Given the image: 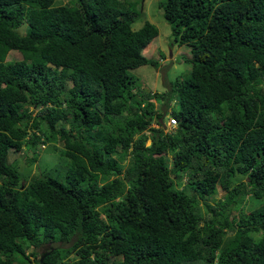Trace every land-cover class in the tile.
<instances>
[{"label": "trees", "instance_id": "16d2710c", "mask_svg": "<svg viewBox=\"0 0 264 264\" xmlns=\"http://www.w3.org/2000/svg\"><path fill=\"white\" fill-rule=\"evenodd\" d=\"M54 1L0 0V264H264V0H158L190 54L161 93L137 0Z\"/></svg>", "mask_w": 264, "mask_h": 264}, {"label": "rangeland", "instance_id": "374dc122", "mask_svg": "<svg viewBox=\"0 0 264 264\" xmlns=\"http://www.w3.org/2000/svg\"><path fill=\"white\" fill-rule=\"evenodd\" d=\"M137 1L139 13L131 24V28L137 29L145 20L149 21L157 28V35L142 51L147 58L152 59L155 63L152 65H141L136 69L131 70V73L140 78L151 92L161 93L169 88L170 82H173L175 79H180L181 76L187 73L189 69V63L187 62V59L190 56L189 50L184 44L178 45L177 41H174V36L171 35L169 25L163 19L161 10L156 6V2L158 0ZM66 2L67 0H55L54 5L60 3L64 4ZM24 26L25 24L22 23L18 27V31L20 33L23 32ZM154 107L156 110L166 109L165 106L160 102H155ZM29 109H31V107H29ZM161 122L163 123L161 124L163 130L165 132L168 131L164 125L166 124V116L161 118ZM90 130L91 129L89 127H86L84 132H88ZM149 142V140H146L145 144L148 145ZM33 149L36 150V161H33L32 164H27L26 161L28 157H32V155H34L32 153ZM59 160L58 153L47 148L46 144L38 146L29 145V147L23 146L19 151L11 150L7 154V162L15 163L17 166L19 165L24 169L29 170L30 174H32L34 170H48L50 167L57 164ZM58 169L60 168L58 167ZM25 171L22 169H20V171L18 170L22 180H24L23 178L26 176ZM222 195L223 191L219 190L214 196V200L212 202H215L216 199H221ZM212 202L207 203L208 205H211ZM69 243L70 242H55L52 244L41 243L36 248L32 249V251H34L33 254L28 253L31 248L25 250V254H27L29 258L28 264H38L37 259L42 252H47L48 247L53 245L58 247H66L69 245ZM73 256L74 255L71 252L68 254V258H72Z\"/></svg>", "mask_w": 264, "mask_h": 264}, {"label": "built area", "instance_id": "2783aa9c", "mask_svg": "<svg viewBox=\"0 0 264 264\" xmlns=\"http://www.w3.org/2000/svg\"><path fill=\"white\" fill-rule=\"evenodd\" d=\"M175 124H176L175 118L169 115L167 120H166V124H164L165 127L168 129V131H166V132L171 131L173 129V127L175 126ZM162 130H163V128H162Z\"/></svg>", "mask_w": 264, "mask_h": 264}, {"label": "clouds", "instance_id": "9594fccd", "mask_svg": "<svg viewBox=\"0 0 264 264\" xmlns=\"http://www.w3.org/2000/svg\"><path fill=\"white\" fill-rule=\"evenodd\" d=\"M24 28H25V26H24ZM168 115H170V114H169V110L167 111V114H165V116H166V120H167V118H168ZM172 117H173V116H172ZM161 124H163V123L161 122ZM161 124H160V127H161ZM176 124H177V123H176ZM176 124H175V126H174L173 128L176 127ZM150 126L157 127L158 125H157L156 123L152 122ZM161 128H162V127H161Z\"/></svg>", "mask_w": 264, "mask_h": 264}, {"label": "water", "instance_id": "95a60500", "mask_svg": "<svg viewBox=\"0 0 264 264\" xmlns=\"http://www.w3.org/2000/svg\"><path fill=\"white\" fill-rule=\"evenodd\" d=\"M43 255L41 254L38 258V261L41 263L42 262ZM42 264V263H41Z\"/></svg>", "mask_w": 264, "mask_h": 264}]
</instances>
